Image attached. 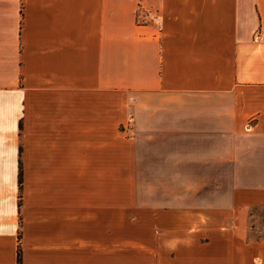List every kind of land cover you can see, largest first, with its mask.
Wrapping results in <instances>:
<instances>
[{"label": "crops", "instance_id": "obj_1", "mask_svg": "<svg viewBox=\"0 0 264 264\" xmlns=\"http://www.w3.org/2000/svg\"><path fill=\"white\" fill-rule=\"evenodd\" d=\"M258 208L264 0H0V264H252Z\"/></svg>", "mask_w": 264, "mask_h": 264}, {"label": "rangeland", "instance_id": "obj_2", "mask_svg": "<svg viewBox=\"0 0 264 264\" xmlns=\"http://www.w3.org/2000/svg\"><path fill=\"white\" fill-rule=\"evenodd\" d=\"M239 226L243 231L242 244L251 247L250 255L254 256L252 264H264V209L247 211L244 223Z\"/></svg>", "mask_w": 264, "mask_h": 264}, {"label": "trees", "instance_id": "obj_3", "mask_svg": "<svg viewBox=\"0 0 264 264\" xmlns=\"http://www.w3.org/2000/svg\"><path fill=\"white\" fill-rule=\"evenodd\" d=\"M17 264H21V259H20V252L18 250L17 252Z\"/></svg>", "mask_w": 264, "mask_h": 264}]
</instances>
